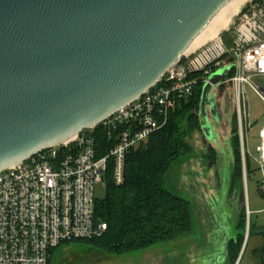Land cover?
I'll list each match as a JSON object with an SVG mask.
<instances>
[{"label":"water","instance_id":"95a60500","mask_svg":"<svg viewBox=\"0 0 264 264\" xmlns=\"http://www.w3.org/2000/svg\"><path fill=\"white\" fill-rule=\"evenodd\" d=\"M230 1L0 0V173L144 95ZM229 71L203 87L199 116L213 145L234 115L213 95Z\"/></svg>","mask_w":264,"mask_h":264},{"label":"built area","instance_id":"2783aa9c","mask_svg":"<svg viewBox=\"0 0 264 264\" xmlns=\"http://www.w3.org/2000/svg\"><path fill=\"white\" fill-rule=\"evenodd\" d=\"M189 64L196 73H190ZM222 67L234 72L218 87L229 85L232 92L246 179L250 116L245 87L264 104V0H250L225 31L184 54L154 87L97 126L107 134L108 146L98 145L95 127L2 171L0 264H51L52 252L61 245L102 236L107 224L96 213V187L106 188L109 172L122 185L128 155L166 124L182 98ZM258 137L254 161L264 176V116ZM241 258L235 264H242Z\"/></svg>","mask_w":264,"mask_h":264},{"label":"trees","instance_id":"16d2710c","mask_svg":"<svg viewBox=\"0 0 264 264\" xmlns=\"http://www.w3.org/2000/svg\"><path fill=\"white\" fill-rule=\"evenodd\" d=\"M233 75L232 70L228 77ZM203 87L202 83L194 87L192 94L182 98L170 111L166 124L151 135L145 145L128 155L125 182L122 185H116L111 172L108 173L105 198L98 200L96 205L97 216L107 224L103 235L92 240L61 245L52 252L51 264L55 263L57 254L73 247H91L107 255L125 256L158 249L175 239L188 237L195 231L194 206L185 195L180 194H186L183 189H176V186L171 185L170 178L176 169L195 153L190 139L195 134L202 133L199 110ZM230 128L228 145L232 153L227 162L231 170L226 175V185L218 196L223 204L227 195L244 201L243 161L236 114L233 115ZM101 129L97 127L95 131L98 145L108 146V136ZM105 153L106 151L103 152ZM205 157L212 167L217 161V151L208 147ZM246 167L248 177H252L253 173L259 170L252 169L248 157ZM182 176L181 180L184 178ZM206 176L212 180L210 173ZM208 180L206 177L204 182L207 184ZM194 181L201 182L198 186L201 189L199 193L193 190L196 195H193L194 198L191 195V198L195 199L199 194L200 199H204L205 195L210 193L209 190L217 196L213 181L210 182L213 188L202 187L204 182L202 183L199 177L194 178ZM194 184H188L190 189H186L187 196H190L189 191L193 189ZM214 202L216 203V200ZM236 202L232 201V206ZM197 203L200 206L199 211H206V205L201 201ZM246 215L244 208L237 212L235 228L238 232L246 227ZM251 232L252 226L250 235ZM260 234L264 238V229ZM236 238L231 239L228 246L230 264L236 263L242 249L243 236L238 234Z\"/></svg>","mask_w":264,"mask_h":264},{"label":"rangeland","instance_id":"374dc122","mask_svg":"<svg viewBox=\"0 0 264 264\" xmlns=\"http://www.w3.org/2000/svg\"><path fill=\"white\" fill-rule=\"evenodd\" d=\"M223 70L224 67L219 68L218 71L223 72ZM213 95H215L218 100L230 99L232 101V111L235 113V103L229 85L216 88ZM245 100L250 116L248 122L250 124L248 129L250 128V130L247 147L249 156L247 155V157L249 158L252 169H257L254 159L258 157L257 146L260 143L258 136L263 126L264 104L248 86L245 87ZM230 130L231 128L228 130L227 137H224L223 134L220 133L218 145L210 143L204 132L195 134L190 139L191 144L195 147L194 155L189 160L183 162L170 178L171 185L174 187L176 186V189H183L184 192H187L186 189H190L187 187L188 184L193 186V183H195L193 189L190 191L193 197L195 194L194 192L197 191V193H199L201 189L198 187L201 182L194 181V178L196 179V177H199L200 181L203 183L207 177L209 182L206 184L205 181L202 187L208 186L213 188L210 184V182L213 181L217 194V196H215L214 193L209 190L210 193L205 195L204 199H200L199 194L193 199L194 197L191 198V196L180 193L182 196L185 195L184 197L192 202L196 220L195 231L190 235V239L187 241L183 242L181 240L179 243V247L181 248L175 250V248H178V239L155 250L144 253H131L125 256L107 255L91 247H73L72 249L64 250L59 255L57 254L54 264H202L204 260L201 257L203 255V258H206L205 260H211V254L220 248V242L218 241L220 235L219 231L216 230L218 216L221 222L224 216L227 217V229L230 240H236L238 234L243 236L240 253V256H242V264H259L262 254L264 253V238L260 234L263 231L261 228L264 226V194L261 190V184L264 179L263 174L258 170L253 173L252 177H248L247 174L245 179L243 165L244 201H238L236 198H230L229 195H227L223 204L222 202L220 203V197H218L222 193V188L226 185V175L231 170V166L227 162L232 153L228 145L230 142ZM208 147L214 148L217 151V161L212 167L209 166V161L205 157L208 152ZM209 173L211 174L212 180L206 176V174ZM181 174H183V176ZM181 176L184 177L183 180L180 179ZM182 182L184 184H182ZM207 190L208 188L206 191ZM105 195V186L99 184L96 187L97 199L102 200L105 198ZM197 200L207 206L206 211H199L200 206ZM214 200H216V203ZM234 200L237 202L235 204L233 203L232 206V201ZM243 208L246 209V214L248 210L251 213L250 215H246V227L244 230L238 232L235 228L237 212ZM207 209L209 211H207ZM250 226H252L251 235ZM184 247L194 249L192 257L188 258L189 253L186 252ZM220 264H230V260L226 258L225 260H221Z\"/></svg>","mask_w":264,"mask_h":264},{"label":"bare ground","instance_id":"6f19581e","mask_svg":"<svg viewBox=\"0 0 264 264\" xmlns=\"http://www.w3.org/2000/svg\"><path fill=\"white\" fill-rule=\"evenodd\" d=\"M250 2V0H232L230 1L210 22L207 28L191 43L185 55H188L207 42L222 33L229 27L234 18L240 13L241 9ZM221 32V33H220Z\"/></svg>","mask_w":264,"mask_h":264},{"label":"flooded vegetation","instance_id":"af4514ba","mask_svg":"<svg viewBox=\"0 0 264 264\" xmlns=\"http://www.w3.org/2000/svg\"><path fill=\"white\" fill-rule=\"evenodd\" d=\"M225 220V216L223 217ZM218 225H216L218 228L216 229L219 231L220 238H218V241L220 242V248L219 250L217 249L216 255L214 258H211V260H205L203 261L202 264H220L221 260H225L226 258L228 259V246L230 242V238H223L222 231L224 232L223 225L221 224V219L218 216ZM206 261V262H205Z\"/></svg>","mask_w":264,"mask_h":264},{"label":"crops","instance_id":"0c3cea01","mask_svg":"<svg viewBox=\"0 0 264 264\" xmlns=\"http://www.w3.org/2000/svg\"><path fill=\"white\" fill-rule=\"evenodd\" d=\"M186 194H187V192H186ZM189 195L191 196V193H190V191H189ZM201 212V211H200ZM223 221H225V222H223ZM223 221L221 222V224L223 225V229H224V233H225V235L223 236V238H227L228 236H229V232H228V229H227V221H228V219H227V217H225V220L223 219ZM218 228V227H217ZM216 228V229H217ZM261 228V227H260ZM264 229V226H262V228H261V230H263ZM229 238H230V236H229ZM188 239H190V236H188L187 238H179L178 239V248H175V250L176 249H179V248H181V247H179L180 246V242H181V240L183 241V242H185V241H187ZM190 244V243H189ZM185 249H186V252L187 253H189V255H188V258H190V257H192L193 256V254H192V252L194 251V249L193 248H191V249H189V248H186V247H184ZM213 252V251H212ZM216 253V252H215ZM214 252L211 254V256H212V258H214V256L216 255ZM204 256V255H203ZM203 256L201 257L203 260H204V258H203ZM206 259V258H205Z\"/></svg>","mask_w":264,"mask_h":264}]
</instances>
